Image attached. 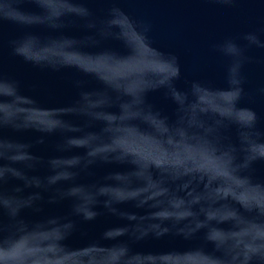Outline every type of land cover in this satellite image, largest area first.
Here are the masks:
<instances>
[{
  "label": "water",
  "instance_id": "95a60500",
  "mask_svg": "<svg viewBox=\"0 0 264 264\" xmlns=\"http://www.w3.org/2000/svg\"><path fill=\"white\" fill-rule=\"evenodd\" d=\"M0 264H264V0H0Z\"/></svg>",
  "mask_w": 264,
  "mask_h": 264
}]
</instances>
